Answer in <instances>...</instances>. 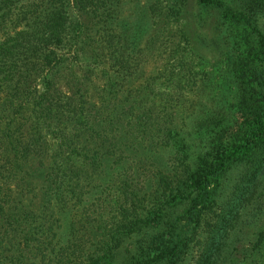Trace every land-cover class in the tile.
Wrapping results in <instances>:
<instances>
[{
  "label": "trees",
  "instance_id": "16d2710c",
  "mask_svg": "<svg viewBox=\"0 0 264 264\" xmlns=\"http://www.w3.org/2000/svg\"><path fill=\"white\" fill-rule=\"evenodd\" d=\"M131 1L0 0V264H264V0Z\"/></svg>",
  "mask_w": 264,
  "mask_h": 264
},
{
  "label": "rangeland",
  "instance_id": "374dc122",
  "mask_svg": "<svg viewBox=\"0 0 264 264\" xmlns=\"http://www.w3.org/2000/svg\"><path fill=\"white\" fill-rule=\"evenodd\" d=\"M146 0H132L131 2L129 3H133V2H145ZM196 0H189V10L192 13H194L196 10ZM128 5H126V12L124 13V15H127V13H129V10L127 12V9H128ZM187 17V15L185 16ZM194 18L198 19L199 21L196 22L194 21ZM214 17L210 14V12L206 15H204L202 18H197V15H191L190 17L188 16L187 17V20H189L190 22V31H192V34L195 35L194 36V41L196 44H198L200 42L199 40V36L202 35V36H205L209 39L213 38L217 33H218V22H215ZM156 19L155 18H152L151 21H149V23H152V22H155ZM154 25V24H153ZM155 28V26H154ZM174 29V26H170L168 27V29L166 30V32H169L170 30H173ZM197 40V42H196ZM201 43V42H200ZM204 50H206V56H207V60L205 62V64H200L199 62H197V66L196 68L197 69H201L203 70L204 72H211V71H214L216 70V67L213 65V56H216L217 55V52L214 53V51L212 50H209V49H206L204 48Z\"/></svg>",
  "mask_w": 264,
  "mask_h": 264
}]
</instances>
